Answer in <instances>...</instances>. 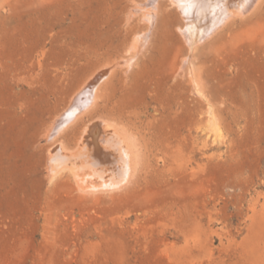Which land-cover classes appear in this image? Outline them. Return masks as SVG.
Listing matches in <instances>:
<instances>
[{
	"label": "rangeland",
	"instance_id": "1",
	"mask_svg": "<svg viewBox=\"0 0 264 264\" xmlns=\"http://www.w3.org/2000/svg\"><path fill=\"white\" fill-rule=\"evenodd\" d=\"M171 1L0 0V264H264V0ZM93 96L141 159L84 195L43 134Z\"/></svg>",
	"mask_w": 264,
	"mask_h": 264
},
{
	"label": "bare ground",
	"instance_id": "2",
	"mask_svg": "<svg viewBox=\"0 0 264 264\" xmlns=\"http://www.w3.org/2000/svg\"><path fill=\"white\" fill-rule=\"evenodd\" d=\"M169 1H171V0H169ZM172 1H171L172 3L178 4L179 7H181L183 9V11L190 4L189 1H187V0H172ZM251 1L253 2V0H236V1L233 0V2H235V4L232 3V1L231 2L226 1V3H220L221 5L222 4L223 5L221 7L222 9L219 8V10H221L219 12H220V14H222L224 12L221 15V17L224 18V20H225V18L227 16H229V14H232V12H234L233 5L239 4V2H240V4H242V8L246 9L251 4L250 3ZM258 1H260V0H258ZM194 2H196V1H194ZM212 2H214V0ZM157 3H160V2H156V5H157ZM199 3H202V1ZM192 4L194 5L193 2H192ZM209 4H211V3H208V6H209ZM220 4H217L215 7L216 8L220 7L221 6ZM144 5L146 7L149 4L147 2V4H143V6ZM154 5H155V3H154ZM139 6H142V3ZM204 6H205V4H204ZM145 7H143V8H145ZM152 7H153V3H152ZM152 7H150V8L152 9ZM203 7H202L203 10L205 8H207L206 6H205V8H203ZM215 7L213 6V8H215ZM251 7H254V5H252ZM131 8H133V7L131 6ZM140 9H142V8H140ZM133 10H134V8H133ZM157 10H159V9H157ZM213 10H215V9H213ZM231 10H233V11H231ZM129 11H131V10H129ZM140 11L142 12V10H140ZM152 11H154V10H152ZM215 11H217V10H215ZM239 12L242 13V11H239ZM243 12L245 13V11H243ZM143 13L145 15L144 9H143ZM236 13H237V11H235V14ZM246 13H247V11H246ZM191 14L193 16L196 15V11L191 12ZM207 14H208V12H207ZM220 14H219V16H220ZM202 15H205V14L202 13L201 16ZM243 16H245V15H243ZM195 18H196V16H195ZM212 18L215 19L214 16ZM142 19H144V18H142ZM144 21H146V20H144ZM198 21L199 20L197 18V21H195L196 25L198 24ZM209 21H210V19L208 20V22ZM214 21H216V20H214ZM141 22H143V21H141ZM221 25H223V24H221ZM191 26H193V25H191ZM195 26H193L192 28H194ZM198 26H200V29L202 30V28H201L202 25L198 24ZM198 26H196V27H198ZM213 26L217 27V26H219V24H214ZM220 26L218 27V29L220 28ZM224 26H223V28H224ZM148 28H149V26H148ZM198 29H195L196 33H198V31H196ZM200 29H199V32H200ZM212 29H213V27H208L205 30V32H206L205 34L207 35V34H209V32L212 33L213 32V31H211ZM215 29L216 28H214V30ZM190 30H192V29H190ZM147 31H148V29H147ZM182 32H183L182 34L184 36L183 39L185 38L189 41L190 40L189 38L193 37L191 35L188 38V36L191 33L188 34L184 31H182ZM191 32H193V31H191ZM195 32H194V35H198V34H195ZM198 38H200V37H197L196 39H198ZM196 39H192V41L193 40L196 41ZM187 40H186V42H187ZM132 42L133 41H131V43ZM190 43H192V42H190ZM190 43H189V46H191ZM196 43H194L192 45H195ZM134 44H136V43H134ZM138 45H139V43H138ZM142 46H141V48H142ZM134 48H136V47H134ZM188 49H190V48H188ZM193 49L189 50V52L193 51ZM127 50H128V47L125 49V51H127ZM134 50L136 51V49H134ZM138 51H140V50H138ZM134 54H136V53H134ZM122 59H124V58H121V60ZM125 59H126V57H125ZM185 59H186V57H185ZM133 60H134V57H133ZM125 62H127V61H124V63ZM115 63H116V61L114 62V64ZM116 64H118V61ZM118 65H121V64H118ZM190 71H191V69H190ZM106 73H110V71L109 72L107 71ZM101 77H100L101 80L102 79L104 80L106 78V77L105 78L104 77L101 78ZM90 79H91V77H90ZM90 79H88L87 82L90 81ZM98 82H99V84L96 85ZM100 83H101V81H99L98 77L93 78L92 81H90L88 87L84 89V93L88 92L89 90L91 91V89H93L94 87L95 88L97 87L96 89H99ZM83 86H84V84H83ZM86 86H87V84H86ZM82 87H80L81 90H82ZM95 93H97V91ZM96 96H97V94H96ZM94 97L95 96H93V98ZM96 100H97V98L95 97L94 100L93 101L91 100L92 102H90V104H88V105H85V104L80 105L79 101L76 98L69 100L67 106H65V108L59 114L57 113L56 118H54V116H53L54 120H52V122L50 124L45 126V130H44V134H43V135H45V139H47L49 141V146H48L47 151H46V159H45L46 162L45 163L47 164L46 168L48 167L47 171L50 172L49 173L50 178L54 179L55 177H58V176L62 175L63 173H65L70 177L71 180L74 181L76 188L79 191V194H80V192H82L84 195H87L90 193H94V195H95V192H99L102 194L103 193H111L112 189L119 188L123 184L127 185V183L135 175L137 165L141 159L139 151L137 149V145H136L134 139L124 129L115 125L114 123L110 122L109 120H107L105 118L92 117L91 116L93 110L96 108ZM84 119H87V120L84 121ZM69 136H71V138H72L71 143H69V140H70Z\"/></svg>",
	"mask_w": 264,
	"mask_h": 264
}]
</instances>
